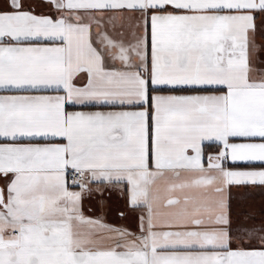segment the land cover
<instances>
[{
    "label": "snow or ice",
    "instance_id": "6c2138e0",
    "mask_svg": "<svg viewBox=\"0 0 264 264\" xmlns=\"http://www.w3.org/2000/svg\"><path fill=\"white\" fill-rule=\"evenodd\" d=\"M261 16L0 0V264H264V226L233 223V197L264 186ZM93 183L125 185L136 231L86 214Z\"/></svg>",
    "mask_w": 264,
    "mask_h": 264
},
{
    "label": "crops",
    "instance_id": "0c3cea01",
    "mask_svg": "<svg viewBox=\"0 0 264 264\" xmlns=\"http://www.w3.org/2000/svg\"><path fill=\"white\" fill-rule=\"evenodd\" d=\"M39 2V0H37ZM257 19V25L259 22ZM120 21H116V26H119ZM256 41L258 44L264 45V35L259 37L257 30ZM257 68H264V57L260 58L255 65ZM0 94H15V93H4ZM69 110H79V111H95L98 110L95 107H81L76 106L70 108ZM219 145L214 141H205L203 148L205 154H214L219 151ZM4 185L3 178H0V186ZM93 189L92 193L85 194V199L83 201L84 209L86 214L92 216L103 215L105 221L109 224L115 226H127L130 230L136 231V211H133L129 208L128 200L124 194L125 185H106L93 183L90 185ZM98 189V191H97ZM73 191H79V188H72ZM248 199L246 202L241 203L238 198L233 197V223L236 224L237 221L247 223V226H250V223L247 221V217L255 219L256 222H264V186L250 185L246 189ZM235 191V190H234ZM102 202V203H101ZM121 213H124L121 216ZM247 239V237H245Z\"/></svg>",
    "mask_w": 264,
    "mask_h": 264
},
{
    "label": "rangeland",
    "instance_id": "374dc122",
    "mask_svg": "<svg viewBox=\"0 0 264 264\" xmlns=\"http://www.w3.org/2000/svg\"><path fill=\"white\" fill-rule=\"evenodd\" d=\"M264 19V16H261L258 22V33H259V37H262L264 35V31H262V28H264V26H261V20ZM119 27V26H117ZM247 221L250 223V228L251 227H256V228H260L261 226H264V222H256L255 219H252L251 217H247L246 218ZM234 221H236V219H233Z\"/></svg>",
    "mask_w": 264,
    "mask_h": 264
},
{
    "label": "water",
    "instance_id": "95a60500",
    "mask_svg": "<svg viewBox=\"0 0 264 264\" xmlns=\"http://www.w3.org/2000/svg\"><path fill=\"white\" fill-rule=\"evenodd\" d=\"M1 187V186H0Z\"/></svg>",
    "mask_w": 264,
    "mask_h": 264
}]
</instances>
